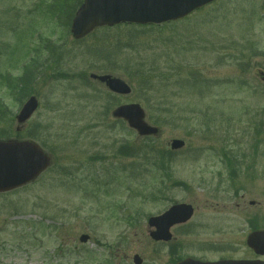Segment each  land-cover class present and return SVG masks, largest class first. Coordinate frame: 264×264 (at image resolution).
Listing matches in <instances>:
<instances>
[{"label":"rangeland","instance_id":"1","mask_svg":"<svg viewBox=\"0 0 264 264\" xmlns=\"http://www.w3.org/2000/svg\"><path fill=\"white\" fill-rule=\"evenodd\" d=\"M80 1L0 0V137L35 140L52 157L37 179L0 193V264L259 258L246 239L264 230V0H220L184 20L75 40L68 17ZM93 72L131 93L112 95ZM31 95L39 108L22 126ZM124 103H139L159 135L138 138L113 120ZM174 139L186 146L172 150ZM123 145L137 152L122 155ZM175 203L194 216L172 241H154L148 218Z\"/></svg>","mask_w":264,"mask_h":264},{"label":"water","instance_id":"2","mask_svg":"<svg viewBox=\"0 0 264 264\" xmlns=\"http://www.w3.org/2000/svg\"><path fill=\"white\" fill-rule=\"evenodd\" d=\"M213 0H84L72 23V34L80 39L95 28L105 25H115L121 22L162 23L182 18L193 10ZM91 78L99 80L110 90L128 94L130 86L122 79L111 75L92 73ZM38 107V100L32 96L23 106L18 121L24 123ZM113 116L124 118L140 135H156L159 128L150 125L145 120V111L139 104L121 105L113 111ZM185 142L175 139L173 149H180ZM50 156L33 141L8 140L0 141V191L11 190L36 179L49 165ZM191 205L178 204L172 206L161 216L151 217L149 225L155 226L156 231L151 236L156 240H169V229L176 223H182L191 218ZM81 241L86 242L88 235H82ZM248 244L257 253L264 254V231H254L247 239ZM135 264H142V259L136 255ZM178 264H264L262 261L238 262H200L186 259Z\"/></svg>","mask_w":264,"mask_h":264},{"label":"trees","instance_id":"3","mask_svg":"<svg viewBox=\"0 0 264 264\" xmlns=\"http://www.w3.org/2000/svg\"><path fill=\"white\" fill-rule=\"evenodd\" d=\"M20 90L23 92V88H21ZM136 151H137L136 147L134 145H130L129 147H126L124 153H126V154H129L130 153V155H133Z\"/></svg>","mask_w":264,"mask_h":264}]
</instances>
